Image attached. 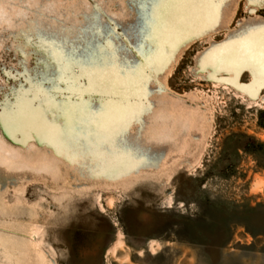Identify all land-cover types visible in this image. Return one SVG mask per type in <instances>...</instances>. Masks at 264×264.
<instances>
[{
  "label": "rangeland",
  "instance_id": "374dc122",
  "mask_svg": "<svg viewBox=\"0 0 264 264\" xmlns=\"http://www.w3.org/2000/svg\"><path fill=\"white\" fill-rule=\"evenodd\" d=\"M262 56L264 0H0V264H264Z\"/></svg>",
  "mask_w": 264,
  "mask_h": 264
},
{
  "label": "flooded vegetation",
  "instance_id": "af4514ba",
  "mask_svg": "<svg viewBox=\"0 0 264 264\" xmlns=\"http://www.w3.org/2000/svg\"><path fill=\"white\" fill-rule=\"evenodd\" d=\"M242 24V26L240 27V28H242L246 23H244V22H242L241 23ZM224 28H221L220 30H223ZM220 30H218V31H220ZM218 31H216V32H214V33H217ZM213 33H211V34H204V35H201V36H199V37H196V38H192V39H189L182 47H185V51L186 50H190L196 43H198L199 41H202V40H204V39H207V38H210V36L212 35ZM231 35H229V36H227V37H225L224 39H221L222 41H215V42H208V43H206L207 44V47H205V49H204V51H202V52H197L195 55H194V59H193V62H194V65L196 66V68H195V70H196V73H199V74H202L204 77H202V79L200 78V81L202 82V83H211L212 84V86L213 87H215V84H213V82L212 81H214L213 79L215 78V76H210L209 75V73H208V71L205 69V70H203L202 68H200L199 66H198V60H199V58L201 57V56H203L206 52H208L213 46H215V45H218V44H221V43H223L224 41H226L229 37H230ZM187 44H188V46H187ZM181 47V48H182ZM181 48H179V50L181 49ZM178 50V51H179ZM177 51V52H178ZM176 52V53H177ZM186 54V53H185ZM184 54V55H185ZM182 60H184V57H181V61H180V63L182 62ZM180 63L176 66V68H174L175 70L177 69V67H179V65H180ZM25 69V68H24ZM28 71V70H27ZM14 73H16V71H14ZM8 75H10L11 73L9 72V73H7ZM245 74H248L250 77H251V80H252V74H251V71L249 70V69H247V68H242L241 69V71H239L237 74H236V76H238L237 78H236V81H232V79L231 78H233V77H235L234 75H233V77L229 74V73H227V72H218L217 73V75H222V83L221 84H224V85H230V84H233L235 87H237V88H241V89H245L246 87H248V86H250V82L251 81H247V82H243V78H244V75ZM216 75V76H217ZM233 83H232V82ZM4 84H6V83H4ZM3 84L0 82V86H2ZM160 85V87H162L163 88V86H162V84H159ZM24 86H26V85H24ZM225 86H222V88H224ZM166 88V87H165ZM164 89V88H163ZM162 89H160V91H161ZM163 91V90H162ZM181 96H185V95H181ZM184 98H186V97H184ZM182 103L183 102H185L184 100H182L181 101ZM15 103H16V99H13V101L12 100H9V99H6V100H4V102H3V104L2 103H0V136H1V138H4V139H7L8 141H12L13 143H16L15 141H16V139L14 138V137H12L9 133H7V131L4 129V127H3V124L1 123L2 122V116L8 111V110H10V108L11 107H13L14 105H15ZM183 105L184 106H186L185 105V103H183ZM2 132V133H1ZM187 137V136H186Z\"/></svg>",
  "mask_w": 264,
  "mask_h": 264
},
{
  "label": "snow or ice",
  "instance_id": "6c2138e0",
  "mask_svg": "<svg viewBox=\"0 0 264 264\" xmlns=\"http://www.w3.org/2000/svg\"><path fill=\"white\" fill-rule=\"evenodd\" d=\"M132 2V6H135V4L138 2V0H131ZM93 23H96L95 21H93ZM38 41L41 39V38H37ZM129 39L131 40L132 37L130 36ZM43 43L44 44H56V40L54 38H44L43 39ZM50 55H53L55 56V53L54 52H50ZM39 63V61H38ZM53 115L55 116V113H53ZM134 122H137V117L134 113H130L128 114L127 116L124 117V119L121 121L118 129H117V132H116V135L119 136L120 140L122 143H128V135L130 133V127H131V124L134 123ZM138 137H139V133L137 134V138L134 142L138 143Z\"/></svg>",
  "mask_w": 264,
  "mask_h": 264
},
{
  "label": "bare ground",
  "instance_id": "6f19581e",
  "mask_svg": "<svg viewBox=\"0 0 264 264\" xmlns=\"http://www.w3.org/2000/svg\"><path fill=\"white\" fill-rule=\"evenodd\" d=\"M263 57V60H264V56H262ZM10 132H13V129H10ZM12 134V133H11Z\"/></svg>",
  "mask_w": 264,
  "mask_h": 264
},
{
  "label": "trees",
  "instance_id": "16d2710c",
  "mask_svg": "<svg viewBox=\"0 0 264 264\" xmlns=\"http://www.w3.org/2000/svg\"><path fill=\"white\" fill-rule=\"evenodd\" d=\"M263 127H264V125H263ZM250 142H251V141H249L248 144H251ZM253 144H254V143H253Z\"/></svg>",
  "mask_w": 264,
  "mask_h": 264
}]
</instances>
